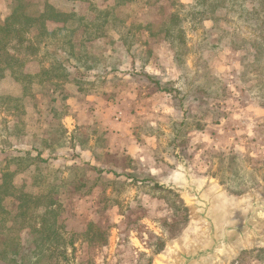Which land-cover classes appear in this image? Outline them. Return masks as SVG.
<instances>
[{"label": "rangeland", "instance_id": "rangeland-1", "mask_svg": "<svg viewBox=\"0 0 264 264\" xmlns=\"http://www.w3.org/2000/svg\"><path fill=\"white\" fill-rule=\"evenodd\" d=\"M9 1L0 0L3 14ZM170 4L132 0L122 8L124 18L157 32L142 30V42L131 50L118 30L85 47L77 34L76 50L86 48L90 69L82 80L72 73L56 92L49 82L25 93L13 78L0 80V170L29 150L14 183L31 193L51 192L64 224L55 250L38 239L39 218L2 223L0 264H154L198 229L183 191L185 171L211 182L225 201L239 203L264 191V48L252 44L258 26L207 19L195 27L187 19L190 51L176 60L158 34L176 9ZM40 68L38 61L28 67ZM143 72L173 90H159ZM53 97L66 104L61 120L53 118ZM8 105H20L18 116ZM19 117L22 131L8 130ZM58 121L63 134L54 144ZM17 167L10 161V170ZM89 229L91 240L84 235ZM221 264H264V245L252 244Z\"/></svg>", "mask_w": 264, "mask_h": 264}, {"label": "trees", "instance_id": "trees-1", "mask_svg": "<svg viewBox=\"0 0 264 264\" xmlns=\"http://www.w3.org/2000/svg\"><path fill=\"white\" fill-rule=\"evenodd\" d=\"M62 1L66 3V8L57 6L51 0H10L8 13L3 14L0 11V80L8 76L13 78L23 85L25 93L33 90L35 83L49 82L55 87L56 92L64 83H70L72 73L82 80L81 77H85L86 71L90 69L85 62L89 56L86 48L76 50L77 34L81 36L80 45L85 47L89 42L107 37L110 30H118L120 38L125 40L129 50L136 42L141 41L139 34L142 30H146L149 36L157 34L150 24L143 26L142 23L130 22L122 16V8L132 0H103L102 3L94 0ZM157 1L150 0L151 3ZM81 4L86 5V11L81 9ZM171 4L175 5L176 9L165 16L158 34L163 35V42L168 41L171 44L176 60L186 58L190 51L186 37L187 19L195 27L207 19L214 22H233L232 25H236L238 21L242 24L250 22L259 29L258 38L253 41V46L257 49L264 48V0H191L189 3L171 0ZM182 9L185 10L184 13L181 12ZM239 38L241 43L246 42L245 38ZM236 41L233 37V46L239 45ZM143 44H148V40H144ZM149 52L150 48L146 53ZM72 58L76 59V63L71 62ZM36 61L40 62L41 68L32 72L28 67ZM142 75L157 84L161 91L173 90L162 86L152 74L143 72ZM16 100L19 101L17 98ZM51 103L53 118L61 120L66 114V104L56 97L51 99ZM19 107L20 105L12 107L13 113L17 116L19 113L16 114V110ZM20 121V117L17 118L14 121L15 127L12 129L7 125V129L22 131ZM56 126V130L52 129L57 135L54 144L59 143L63 134L61 122L58 121ZM51 144L54 145L52 142ZM19 152L23 153L22 156L11 158L0 170V225L12 219L13 226H20L23 217L39 218V228L38 225L34 226V231L41 233L38 239L41 243L55 245L56 250L63 238L61 229L64 226L59 222L57 210L59 200L51 192L31 193L23 187L17 188L14 177L19 173L20 157L28 156L29 150ZM15 160L18 167L10 170V161ZM262 179L264 180V175ZM7 199H13V203L7 205ZM40 207L44 210L36 212ZM90 229L86 230L84 235L91 240ZM69 243H73V239H70ZM13 247L14 253H18L19 242ZM4 254L5 252H0V258Z\"/></svg>", "mask_w": 264, "mask_h": 264}, {"label": "water", "instance_id": "water-1", "mask_svg": "<svg viewBox=\"0 0 264 264\" xmlns=\"http://www.w3.org/2000/svg\"><path fill=\"white\" fill-rule=\"evenodd\" d=\"M198 229L154 264H221L252 244L264 245V191L239 203L225 201L209 181L184 173Z\"/></svg>", "mask_w": 264, "mask_h": 264}]
</instances>
